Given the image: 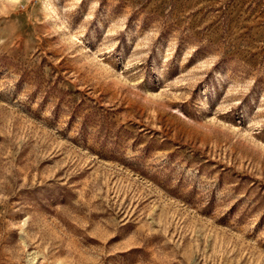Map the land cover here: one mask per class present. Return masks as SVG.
Here are the masks:
<instances>
[{
    "label": "rangeland",
    "instance_id": "374dc122",
    "mask_svg": "<svg viewBox=\"0 0 264 264\" xmlns=\"http://www.w3.org/2000/svg\"><path fill=\"white\" fill-rule=\"evenodd\" d=\"M0 264H264V0H0Z\"/></svg>",
    "mask_w": 264,
    "mask_h": 264
}]
</instances>
